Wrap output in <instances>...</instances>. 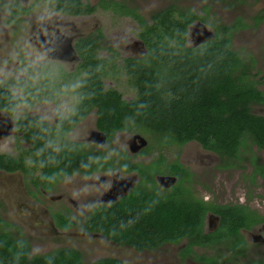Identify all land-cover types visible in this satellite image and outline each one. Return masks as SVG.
Returning <instances> with one entry per match:
<instances>
[{"label":"trees","instance_id":"trees-1","mask_svg":"<svg viewBox=\"0 0 264 264\" xmlns=\"http://www.w3.org/2000/svg\"><path fill=\"white\" fill-rule=\"evenodd\" d=\"M53 2L55 10L66 15H85L96 9L82 0ZM100 4L133 17L140 25L139 37L147 46L145 56L124 59L125 69L137 88L136 98L127 102L117 93L100 95L104 88L101 75L105 60L92 54L99 47L97 38L89 37L79 44V48L87 51L88 77L82 87L97 90L95 98L98 101L101 98V129L110 136L121 130L147 133L159 137L161 145L197 141L224 162L241 161L252 155L248 158L256 163L253 147L264 150V116L253 113L252 106L264 105V90L257 86L252 65L232 44L234 32L250 25L242 18L231 25L220 23L215 26L213 37L189 46L190 26L206 18L193 9L171 4L152 13L147 20L136 7H129L123 1L101 0ZM208 8L204 10L209 11ZM255 20L258 21L255 25L260 24L264 15H257ZM23 88L32 103L35 87L23 83ZM21 101L23 98H16L9 89L0 86V110L12 114ZM42 122L45 121L40 117H30L24 119L21 128L31 146L28 152L49 182L54 177H63L73 158L86 160L87 157L75 144L63 139L69 126L63 133L57 129L48 132L47 124ZM0 168L29 171L22 160L3 154H0ZM179 187L183 188L181 184ZM128 201L131 203L113 207L97 218L101 221L100 230L94 224L90 228L103 231L116 244L132 246L137 251L158 249L183 239L189 243L188 251L192 245L215 248L229 238L238 244L240 228L264 220L254 212L249 214L246 207L218 209L188 193L175 192L163 197L144 192ZM208 210L219 213L221 223L216 232L205 234L203 224ZM5 226V234L0 232V264H127L116 258L84 262L82 252L71 247L30 257L28 243L9 236L11 225ZM260 263L264 264V260Z\"/></svg>","mask_w":264,"mask_h":264},{"label":"flooded vegetation","instance_id":"flooded-vegetation-1","mask_svg":"<svg viewBox=\"0 0 264 264\" xmlns=\"http://www.w3.org/2000/svg\"><path fill=\"white\" fill-rule=\"evenodd\" d=\"M32 1L33 2L31 3V0L28 2H23V0H0V12L4 13V20L0 21V38L3 34L0 42L4 40L8 43L9 34H7V32L10 24H17L21 19L29 17V15L32 14L33 9H35V6L38 3L43 2V0ZM82 1L90 6H95V11L85 15H66L56 11L53 4V13H56L61 17H81L91 16L99 10H102L111 12L113 15L119 17L131 19L137 25L138 39L141 42L144 51L141 54L129 55H125L122 52L123 54H121L120 58V52L116 47L102 45L103 39L105 38L103 30H97L96 32L88 34H68L58 30L54 35L53 28H50L49 30L45 24H42L40 28L32 31L34 34L29 37L28 42L32 45L37 44L40 47L38 49H42L47 56H53V58L49 57V59L52 61L73 62L76 66L72 71L66 70L62 67L63 65L54 62L45 64L41 63L36 56L31 54L28 56L33 65L30 68L31 73H29L26 78H16V76H12V79L10 80L11 86L0 85L9 89L16 98H23V101L17 104L12 114L4 110H0V113L7 116H14L16 108L21 103L35 105L40 102H47L54 105L58 112L56 119L53 121L45 117L43 114H33L17 119L15 122V133L18 135L17 138L19 141L26 144L27 147L20 149L17 155L0 152V154L9 155L17 160H22L29 168L28 173H25L22 170L6 171L0 168L1 171L9 174L21 173L28 194L38 202L42 201L39 198V195L42 193L49 195L47 200L53 201L52 204L48 206L49 213H47L44 218L36 220L38 215L34 211L31 213H23V217L27 218L30 214L35 218L33 222L38 224L36 225L37 231L41 235L58 234L63 239H65V237L69 239L79 235L84 238L97 236L107 240L115 246L127 247L138 253L158 251L164 247H172L173 249H176L177 258L181 262H193L196 264H236L239 259L247 260L249 258H252L253 261L250 262V264H261L260 261L264 260V257H258L256 255V249L254 248L258 244L254 242L249 243L246 240L245 235L256 228L263 227L264 220L249 228H240L239 236L236 238L238 244L234 243V238H229L227 242L225 241V244L217 245V247H222L223 245V247H225L226 255L229 253L231 259H228L224 253L209 255L208 252H210V250H215V248H212L211 246L192 245L188 251L189 243L186 239H183L179 243L163 244L158 249L137 251L133 249L132 246L116 244L106 235L105 232L99 231L100 229L98 227L101 225V221L97 220L99 216L101 217L103 213H109L110 209L113 207H119L131 203V201H128L129 199H135L136 197L139 198L144 192H155L163 197L175 192H179V194L188 193L208 205L217 206L218 209L226 206H243L248 209L249 214L252 215L254 212L257 215L264 217V214L256 209V207H253L247 202V200H242L241 202L219 201L214 197L211 198L203 188L202 192L204 193L199 194V172L196 167H193L194 161L187 157L185 149L188 145L195 143L196 145H199L202 150L217 155L220 160L218 168L223 171L244 172L247 169V166L250 165L253 168V171L249 175L251 184H255L257 181L264 178V174L262 173V167L264 164L257 156L258 153L255 154L256 163H253V160L249 158L247 160L243 159L231 163L228 161L224 162L218 154L205 149L197 141H189L182 145H161L159 142L160 138L154 137V142L146 139V143L141 144L140 138L135 137L136 133L132 130L115 131L112 136L105 133L99 125L100 120L102 119L100 113L101 109L99 108L101 98L99 101L95 98L97 90H90L89 88L82 87L88 77L87 68L85 67V56L87 51L81 49V46L79 48V44L81 43L82 45L86 38H97L99 47L94 48L92 54L101 60H105L104 73L101 75L104 88L100 91V95L104 94L108 96L110 93H117L127 102L136 98L137 88L134 80L125 69L124 59L128 57L134 58L145 56L147 54V46L139 37L141 31L140 25L133 17L115 13L111 8L101 6V0H98L95 4L86 2L85 0ZM117 1H123L129 7H136V9L147 20H149L152 15L146 17L137 6L133 5L132 0ZM196 12L202 15L198 11ZM16 17H18V20H12ZM261 23L262 21L260 24ZM188 45L192 46V44H189V36ZM104 50L112 51L110 57L104 58L102 56L101 53ZM20 63H24V61L18 59L16 64L19 65ZM109 76H113L114 78L120 76L125 77L127 83L131 86V92L134 91L133 97L126 98L125 94L120 89L114 87V82L108 84L107 78ZM23 83H28L30 86L35 87L33 91L35 94L33 92L31 94L35 95L32 103L30 102L31 99L27 98V90L23 88ZM13 87L19 91V94L16 93L15 89H12ZM70 93L74 95L73 105L69 107L68 112L62 114L59 110L60 100L62 97ZM91 116H93L94 122L93 129L90 131V136L88 138L74 136L75 132ZM30 117H40L42 121H45L42 122V125L47 124L49 129L48 132L57 129L63 133L67 129L66 126H69L63 139L75 144L80 151L85 153L87 159L83 160V158L80 157L73 158L72 161L69 162V167L65 171L63 177H54L50 179L49 182L46 181L45 176H43L44 171L38 166L36 159L28 152V149L31 146L25 138V133L21 128L24 119L26 120ZM123 134L126 135L125 137L127 140L124 141L123 138V141L126 143H120L117 140L118 136ZM172 147L176 148L174 154L169 152ZM55 148L59 149L58 145H56ZM254 149L257 152H264V150L259 151L257 147H254ZM226 164H229V166H226ZM44 182H46L45 186L43 185ZM180 184L183 188L179 187ZM65 185L69 187L67 195L65 197L63 194L56 195L55 190H58ZM204 187L209 193L213 194L211 187L207 185H204ZM2 205L5 204L0 202V207ZM7 223L11 225L10 221L3 222L0 225V232L2 234L7 230V227L5 226ZM220 223L221 215L214 210H208L203 224L204 233L208 234L216 232L220 227ZM91 224H94L93 226H96L99 230L91 229ZM12 228L11 225V229ZM9 236L26 241L29 246L30 257L34 255H44L39 253L32 254V242L29 239L22 237L16 230L13 231L12 229ZM200 249L204 251H200ZM184 251L186 253H184ZM82 256L84 262H87L84 259L83 253Z\"/></svg>","mask_w":264,"mask_h":264},{"label":"rangeland","instance_id":"rangeland-1","mask_svg":"<svg viewBox=\"0 0 264 264\" xmlns=\"http://www.w3.org/2000/svg\"><path fill=\"white\" fill-rule=\"evenodd\" d=\"M29 0H23L28 2ZM86 2L95 4L98 0H85ZM33 1L31 0V3ZM133 5L137 6L140 11L149 17L153 12L169 6L170 4H178L184 8H192L203 16L205 21H198L190 28L189 44L195 46L199 36H203V31L208 29L214 36L215 26L220 23L233 24L242 18L250 26L238 29L232 36L233 48L243 54L252 65V74L258 83V87L264 90V21L255 25L257 15H264V0H132ZM52 0H43L33 9L29 17L21 19L17 24H10L7 34L8 43L4 40L0 42V85L9 86L12 76L16 78H26L31 73L30 68L33 66L29 55L36 56L41 63L54 62L63 65L66 70L72 71L76 66L73 62L52 61L49 59L37 44L28 42L29 37L34 33L33 30L40 28L45 24L47 28L54 29L55 35L58 30L68 34H88L103 30L105 38L103 46H114L121 54H141L143 47L138 39L137 25L128 18L113 15L111 12L99 10L91 16L81 17H61L53 13ZM208 6L209 11L204 10ZM209 13V18L207 13ZM4 20V13L0 12V21ZM214 25V26H213ZM3 36V34H2ZM1 36V38H2ZM5 36V34H4ZM0 38V39H1ZM123 52V53H122ZM112 51L104 50L101 54L104 58L110 57ZM45 54V55H44ZM22 59L24 63L16 64L17 60ZM120 63V61L118 60ZM108 84L114 82V87L120 89L126 98H132L134 91L131 92V86L127 83L125 77L120 76L107 78ZM11 86V85H10ZM15 89L16 93L19 91ZM73 94H67L60 100V112L65 114L69 107L73 105ZM253 113L264 116V105L255 104L252 106ZM33 114H43L50 120H55L58 112L56 107L47 102L29 105L21 103L15 111L14 116L0 113V152L17 155L20 149L26 148L27 145L19 141L15 133V122L19 118H24ZM93 116H91L74 134L76 137L88 138L90 131L93 129ZM145 139L152 142L155 138L147 133H140ZM139 134V135H140ZM126 135H119L118 142L127 140ZM124 138V141H123ZM254 153L264 164V152H257L253 147ZM169 152L174 154L176 148L172 147ZM188 158L194 161L193 167L199 172V194H203L202 188L212 197L219 201L230 202L247 200L253 207L260 210L264 214V178L251 184L249 175L253 168L249 165L244 172L241 171H223L218 168L220 165L219 157L213 153L204 151L195 143L190 144L185 149ZM249 155L245 157L247 160ZM204 185L212 188L213 194L209 193ZM68 186L55 190V194H63L64 197L68 193ZM52 194V193H51ZM213 195V196H212ZM258 195V196H257ZM49 195L42 193L38 202L28 194L27 187L23 175L21 173L9 174L0 170V202L5 205L0 207V225L3 222L10 221L13 231L16 230L22 237L32 242V254H45L62 247H74L79 249L87 262L94 261L99 258L112 257L121 259L129 264H196L191 262H181L177 258L176 249L172 247H164L158 251L138 253L127 247H118L97 236L82 237L81 235L63 239L60 235L39 234L37 226L30 214L27 218L23 217V213L35 212L38 216L36 220L44 218L49 213L48 206L53 201L47 200ZM245 197V199H244ZM32 219V220H31ZM214 221V220H212ZM11 229V230H12ZM246 240L257 243L254 247L258 257H264V226L254 229L246 233ZM200 251H204L200 249ZM224 253L225 247H215L210 250L209 255H218ZM231 259L229 253L226 255ZM230 257V258H229ZM257 258V257H254ZM223 260V259H222ZM252 258L247 260L239 259L236 264H250ZM253 264V263H252Z\"/></svg>","mask_w":264,"mask_h":264},{"label":"water","instance_id":"water-1","mask_svg":"<svg viewBox=\"0 0 264 264\" xmlns=\"http://www.w3.org/2000/svg\"><path fill=\"white\" fill-rule=\"evenodd\" d=\"M193 25V24H192ZM191 25V26H192ZM190 26V28H191ZM190 28H189V34H190ZM203 36H199L198 39H197V43L195 44V46L199 45L200 43H202L203 41L207 40V39H210L212 36V33L210 31H208V29H205L203 31ZM50 58H53L52 55H49ZM135 137L137 138H140V142L141 144H145L146 143V139L142 136V135H139V134H136Z\"/></svg>","mask_w":264,"mask_h":264}]
</instances>
